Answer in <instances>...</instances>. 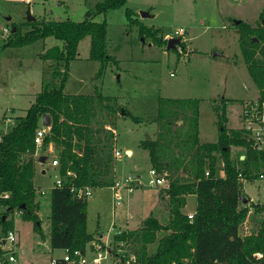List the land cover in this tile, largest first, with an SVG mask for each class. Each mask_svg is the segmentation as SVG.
Segmentation results:
<instances>
[{
    "label": "rangeland",
    "instance_id": "obj_1",
    "mask_svg": "<svg viewBox=\"0 0 264 264\" xmlns=\"http://www.w3.org/2000/svg\"><path fill=\"white\" fill-rule=\"evenodd\" d=\"M101 1L0 0V22L12 29L17 26L25 33L33 27L34 21H29V16L37 18L38 22L82 21ZM127 9L132 13V19L128 17ZM142 12L149 15L143 16ZM9 16L12 20H8ZM104 19L108 25L107 50L112 59L107 61L104 72L98 77L100 62L90 58L91 37L82 39L77 58L70 62L65 91L70 94L99 91L104 96L117 98L137 117L119 116L116 148L122 156L115 158L118 179L132 175L136 184L140 175L141 185L116 203L111 187L94 189L93 196L88 199L89 229L101 232L104 246L112 248V254L109 253L102 264H113V259L123 255L135 260L137 246L136 236L127 237L123 244L114 240L118 228H130L125 231L127 233H139L148 217L153 215L166 223L171 214L165 188L146 185L153 166L148 151L140 146L142 141L158 137L161 99L199 102V138L203 143H216L220 138L217 106L225 108L228 134L249 141L248 133L241 129L244 105L258 101L262 91L245 63L239 25L264 24V0H128L124 6L97 17L98 21ZM141 26L162 37L180 38L183 45L168 49L165 45L155 44L151 37L141 36ZM180 28L185 30L183 36L175 33ZM12 34L5 35L0 31V119L11 120L0 123V130L5 132L14 126V120L26 114L42 90L43 80L52 70L48 66L50 62L42 59V52L62 44L51 36L22 47L8 46L6 43ZM127 148L134 150V157L126 154ZM240 149L247 152V147L233 145L232 155ZM38 150L43 153L41 148ZM49 150L45 152L48 160L35 172V186L46 192L45 195L37 194V200L42 203L39 216L43 233L39 234L33 221L21 215H15L12 220L19 243L17 254L25 263L50 264L53 256L64 254L62 249L51 247V197L59 172L58 166L52 165L58 153ZM217 169L219 174L223 172L220 157ZM263 174L264 164L251 163L241 184V193L247 201L241 202L240 206L250 207L253 213L248 217L257 225L264 220V211L255 208L257 204L264 208ZM196 204V197L189 196L184 211L194 209ZM249 219L244 221L247 224H242L244 234L248 230V234L256 232L257 226L253 229ZM91 245V242L87 245L86 256L89 264H94L96 246Z\"/></svg>",
    "mask_w": 264,
    "mask_h": 264
},
{
    "label": "trees",
    "instance_id": "obj_2",
    "mask_svg": "<svg viewBox=\"0 0 264 264\" xmlns=\"http://www.w3.org/2000/svg\"><path fill=\"white\" fill-rule=\"evenodd\" d=\"M127 1L103 0L82 21H34L29 31L22 33L18 27L8 39L6 45L14 47L51 36L62 44L42 54L52 70L26 114L16 119L0 142V192L12 194L4 201L7 217L1 222L4 231L13 225L8 216L21 208L23 218L33 221L35 230L43 233L34 177L40 156L48 157L45 152L53 147L58 153V172L66 183L52 189L51 247L85 251L93 240L88 230V200L76 196L72 186L96 189L115 183L118 118L137 117L117 98L99 91L70 94L65 87L70 62L77 58L79 44L87 36L91 37L90 58L100 62L98 77L102 75L112 56L107 50V21H98L97 17L124 6ZM127 15L132 19L129 9ZM140 32L142 37H151L155 44L168 45V39L145 26H141ZM239 33L245 63L262 91L260 101L264 102V24L242 23ZM216 110L221 124L220 138L216 143H203L199 138V102L161 99L158 137L142 141L140 146L148 151L153 168L169 175L165 191L171 214L166 223L156 216L148 217L139 233L116 234L117 241L136 236L132 264H264V220L257 225L256 232L243 234L241 227L251 209L240 206L244 201L240 174L247 173L251 163L264 164V152L254 150L244 137H231L225 126L224 106H217ZM45 114L50 115L51 126L40 147L42 155L35 156L38 150L35 133ZM233 145L247 147L245 159L233 157ZM219 157L224 176L217 169ZM189 195L197 199L193 218L184 211ZM255 208L264 211L260 204Z\"/></svg>",
    "mask_w": 264,
    "mask_h": 264
},
{
    "label": "built area",
    "instance_id": "obj_3",
    "mask_svg": "<svg viewBox=\"0 0 264 264\" xmlns=\"http://www.w3.org/2000/svg\"><path fill=\"white\" fill-rule=\"evenodd\" d=\"M0 31L3 32L5 35L12 34V28L10 26H4L0 22ZM178 36H183L185 30L180 28L178 31L175 32ZM170 36L169 38H171ZM181 40V39H180ZM182 42L180 41V45L182 47ZM1 120V119H0ZM11 121L10 119L6 120V123ZM4 122L3 120L0 123ZM16 120H14L15 124ZM243 122L246 132L249 135V142L251 146L256 151L264 152V102L258 101H251L244 105L243 109ZM50 127L41 125L37 128L35 133V143L37 148H40L44 142V138L49 133ZM8 132V131H7ZM5 131L0 130V142L4 138V134L7 133ZM35 156H38V150L35 153ZM122 156L121 151L116 148L115 150V157L120 158ZM53 166H59L60 163L57 158L53 159L52 161ZM68 174H71L68 172ZM209 175V172H206ZM264 176V174H263ZM242 174H240V178ZM137 183L135 184V178L132 175H129L125 179H116L115 183L111 186L113 191L114 199L122 201L125 198L126 194L133 193L140 185V175L136 178ZM170 178L167 173L159 172L156 168L151 167L149 171V177L147 181V186L150 187H157V188H167L169 186ZM66 182L63 179V176L58 174L57 180L55 182V186L63 187ZM36 193H40L41 195H45L46 192L44 189L38 188L35 186ZM72 191L74 194L83 199H89L93 196L94 189L92 187H75L72 186ZM12 197V194L8 191L0 192V224L4 220L6 206L4 204L5 200H8ZM194 213H189V218H193ZM15 215L23 216V209L16 208L13 213L8 216L9 220H13ZM6 217V216H5ZM7 219V217H6ZM5 219V220H6ZM124 241H120L119 244H123ZM17 246L18 237L14 230V228H10L7 231L2 230L0 232V264H34V263H25L21 261L17 254ZM96 250L95 253L97 254L93 258L94 264H102L103 260L106 259V256L112 252L106 248V246H102L101 244H95ZM124 256L120 258L113 259V264H132L134 260L126 259L124 260ZM50 264H89L86 251L81 249L70 250L64 249V254L60 257L53 256L50 259Z\"/></svg>",
    "mask_w": 264,
    "mask_h": 264
},
{
    "label": "crops",
    "instance_id": "obj_4",
    "mask_svg": "<svg viewBox=\"0 0 264 264\" xmlns=\"http://www.w3.org/2000/svg\"><path fill=\"white\" fill-rule=\"evenodd\" d=\"M8 20H12V17L11 16H9L8 17ZM34 21H37V18H35V20ZM46 21V20H45ZM252 26V25H251ZM18 27L17 26H14L13 27V29H12V31L13 30H16ZM164 38H166V39H170V38H167V36L165 35L164 36ZM150 45H152V44H150ZM46 50H44L43 52H42V54L45 52ZM261 98H259V100H260ZM121 104V103H120ZM3 123H5L6 124V122H3ZM2 123V124H3ZM241 129H244L245 130V127H244V123H243V127L241 128ZM240 129V130H241ZM237 131H239V129L237 130ZM242 137V136H241ZM239 147H241L242 148V146H239ZM54 149H53V147H51L50 148V152L52 153V151H53ZM126 154L129 156V157H134V155H135V152H134V150L132 149V148H127L126 149ZM234 155H233V157H238V156H240V159L241 160H243V159H245V157H246V153H245V151L244 150H242V149H240V150H237L236 152L234 151V153H233ZM38 155H42V153L41 152H39L38 151ZM119 159V158H118ZM47 160H48V157H47ZM43 164L44 163H42V162H38L37 163V169H39V168H42L43 167ZM222 165H223V161H222ZM54 168H55V166H53ZM57 169V168H56ZM43 172H44V170H43ZM221 176H224L225 175V172H224V169H223V172L220 174ZM116 178L118 179V175H117V165H116ZM34 180H35V184H36V176L34 177ZM243 180H245V178H244V176H243V174H242V177L240 178V181H241V184H242V181ZM37 187V186H36ZM127 195H129V194H126V196ZM189 196H195V195H189ZM189 196L187 197V201H188V199H189ZM196 197V196H195ZM39 200V202L41 203V200L40 199H38ZM114 201H115V203H116V200L114 199ZM42 204V203H41ZM40 204V205H41ZM40 210H41V208H40ZM184 210H185V208H184ZM196 210V207L194 208V209H191V210H186L185 212H187V213H193L194 211ZM38 213H39V211H38ZM253 212H252V210L250 211V213L249 214H252ZM249 214H248V216H249ZM247 216V221H248V219L250 218V217H248ZM89 217V216H88ZM132 217V216H131ZM249 220H251V219H249ZM88 223H89V221H88ZM255 223V222H254ZM253 223V221L251 220V226H252V228L254 229V227L256 228V226H257V224H254ZM258 224H260L261 223V221H259V222H257ZM245 224H247L246 222H244V225ZM116 226V225H115ZM3 230V226H2V224H0V232ZM88 230H89V232L93 235V239L94 240H92L91 241V243H92V245H95V244H100L101 243V245L102 246H104V244H103V238H104V235H102V233L100 232L99 233V231H96V232H92V231H90V229H89V224H88ZM128 230H130V228H127V230H125V229H121V228H118V232L117 233H119V232H125V231H128ZM241 231H244V226H242L241 227ZM250 231L248 230V231H246L245 232V234H247V233H249ZM116 233V234H117ZM243 234H244V232H242ZM42 237H43V235H42ZM116 239V235H115V238H114V240ZM98 241V242H100V243H96L95 241ZM119 243H120V241H119ZM92 245H91V247H92ZM63 251H64V249H62ZM92 250V249H91ZM108 250H110L111 252H112V248L111 247H109L108 248ZM85 251H87V250H85ZM95 252V251H94Z\"/></svg>",
    "mask_w": 264,
    "mask_h": 264
},
{
    "label": "water",
    "instance_id": "obj_5",
    "mask_svg": "<svg viewBox=\"0 0 264 264\" xmlns=\"http://www.w3.org/2000/svg\"><path fill=\"white\" fill-rule=\"evenodd\" d=\"M142 15H143V16H148L149 13H148V12H142ZM28 19H29V21H34V20H35V17H33V16H29ZM239 23H240V21H237V24H239ZM12 32L14 33L15 30H13ZM143 40H144V39H143ZM180 41H181L180 38H170V39L168 40L167 48H168V49H174V48H176V45H177V44H180ZM42 123H43V125H45V126H47V127H50V126H51V117H50L49 114H45V115L42 117ZM46 160H47V156H46V155L40 156V158H39V161L42 162V163H45ZM246 201H247V199L244 198V202H246ZM3 219L5 220L6 217L4 216Z\"/></svg>",
    "mask_w": 264,
    "mask_h": 264
}]
</instances>
